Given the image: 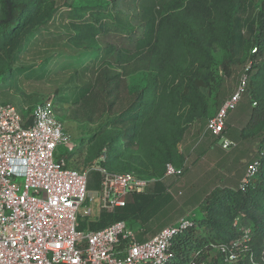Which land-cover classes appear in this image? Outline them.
I'll use <instances>...</instances> for the list:
<instances>
[{
	"label": "trees",
	"instance_id": "16d2710c",
	"mask_svg": "<svg viewBox=\"0 0 264 264\" xmlns=\"http://www.w3.org/2000/svg\"><path fill=\"white\" fill-rule=\"evenodd\" d=\"M63 6H58L55 0H0V103L15 106L23 125L29 127L33 115L26 118L24 107L32 110L52 96L57 104L94 114L98 105L93 99L98 97L107 117L103 126L123 130L106 143L132 147L136 145L141 120L158 100L160 79L179 58H191L196 64L182 96L190 92L197 96L200 89L217 85L213 92L216 114L234 94L226 97L225 74L232 77L239 87L244 86L238 106L244 110L245 126L226 125L224 132L215 136L207 125L216 114L202 118L194 147L197 154H204L210 140H203L209 133L210 138L216 139L220 153L234 152L238 163L232 168L239 170V142L257 141V153L246 164L245 172L250 163L260 159L259 173L245 191L239 187L245 175L241 171L232 173L238 178L233 181L235 188H212L210 181L198 186L191 197L198 210V229L193 228L176 240L172 248L174 258L168 264L187 263L191 255L211 242L230 243L237 239L239 233L233 223L241 214L245 215L242 224L252 226L253 248L259 260L264 250V0L255 13H252L254 0H97L90 5ZM76 10L84 13L78 15ZM56 50H60L58 54H54ZM53 55H63L75 63L74 67L53 72L50 67ZM220 69L224 70V77L214 79ZM140 73H145L143 84L111 117L118 100L114 95L118 82ZM98 86L102 90L94 93ZM77 114L72 116L75 120ZM101 135H93L90 142ZM222 138L234 141L237 146L231 151L224 150ZM109 152L114 156L112 147ZM112 156L108 161L99 158L98 165L113 173H125L110 170L112 160L118 157L111 160ZM168 161L171 159L152 165L163 166L165 174ZM259 177L262 183L255 187ZM88 187L96 190L91 183ZM164 192L163 184L157 182L146 193L132 194L124 207L103 211L90 228L100 230L125 221L134 229L135 223H149L155 217L161 220L167 212L165 204L171 200ZM159 227L161 231L166 226ZM143 236L141 232L140 238ZM213 264H219V260Z\"/></svg>",
	"mask_w": 264,
	"mask_h": 264
},
{
	"label": "built area",
	"instance_id": "2783aa9c",
	"mask_svg": "<svg viewBox=\"0 0 264 264\" xmlns=\"http://www.w3.org/2000/svg\"><path fill=\"white\" fill-rule=\"evenodd\" d=\"M243 91L244 86H240L208 122L207 129L215 136L226 129L227 117L240 103ZM56 107L52 96L34 105L33 124L25 127L15 106L0 103V264L170 263L176 240L198 229L196 210L153 237L140 238V233L125 221L100 230H92L89 225L80 230L81 219L96 222L103 211L124 207L130 195L146 193L163 179L113 173L99 165L77 171L67 168L64 159L56 161L60 146L70 152L76 147L65 134ZM222 139L226 151L237 146L230 139ZM260 167V159L248 165L239 186L242 191L253 183ZM93 171L100 175L96 190L88 187ZM183 174V168L169 163L164 178L177 180ZM243 218L241 214L233 223L239 233L237 239L230 243L211 242L185 264H213L215 260L219 264H264V250L258 260L252 226L242 224Z\"/></svg>",
	"mask_w": 264,
	"mask_h": 264
},
{
	"label": "rangeland",
	"instance_id": "374dc122",
	"mask_svg": "<svg viewBox=\"0 0 264 264\" xmlns=\"http://www.w3.org/2000/svg\"><path fill=\"white\" fill-rule=\"evenodd\" d=\"M261 1L254 0L255 6L252 9V13L256 12ZM96 2L97 0H55L58 6H71V8L77 5L84 6ZM63 10L65 11L66 9L63 8ZM82 13L84 12L78 11L77 14L81 15ZM66 22H68V17ZM58 51L60 50H56L54 54H58ZM218 53L222 55L220 51ZM51 58L50 67L53 72L59 71L60 68H73L75 65L73 61L67 60L63 55H57L56 57L53 55ZM29 61H32V59L30 58ZM249 62L250 60L248 59L247 64ZM195 68L196 64L192 63L191 58L186 59V57H181L176 64L165 71L160 79L158 100L151 111L141 120L135 139L136 145L132 147L120 146L118 144L111 146L109 143H106L114 139L115 134L118 133L117 131L123 133V130L120 127L116 130L115 126L109 129L103 126L107 117L102 112L101 106L103 101H100L98 97L93 99L98 105L95 108L94 114H86V112L84 113L79 108L60 104H57L56 107L57 116L63 123L65 134L76 146L71 151L73 155L70 153L71 157H69L68 149L60 146L55 154L56 161L64 159L70 168H74L77 171H86L97 167L99 158L105 157L108 161L112 156V153L109 152L110 147H112L115 152L111 160L116 155L118 157L112 160V165L109 167L110 170L114 168L125 173H136L144 179H163L160 182L165 188L163 195L167 194L171 197V200L165 204L167 212L164 218L158 220V217H155L149 223L143 224L142 222H138L132 225L135 231L138 233L143 232L147 237L155 236L159 232V226L162 228L171 225L190 211H198L195 208L196 206L191 203V197L198 186L210 181L208 184H212V188L216 186L220 189L224 187L235 188L233 181L236 182L238 178L237 176H233L232 173L234 171H237V173L238 171L245 172L246 164L257 153V141H240L238 144V158H240L238 169H240H234L232 168L234 167L233 165L238 163L237 156H234V152L220 153L216 139L210 138V134L208 133L203 140L205 142L209 138L208 150L204 154H197L194 145L196 135L202 126L201 119L205 117L206 119L211 118L216 114L213 92L214 87H217V85L213 84L211 88L200 89L197 96H193L190 92L183 97L182 95L188 86V80ZM237 72L234 71L235 74ZM224 73V70L220 69L217 73L218 76L214 74V79L219 80L220 77H224ZM143 75L145 73L131 75L122 78L118 82L119 84L114 94L118 96V100L114 104L111 117L117 113L121 103L130 97L136 88H140L145 79ZM234 80L225 74L226 97L238 90L239 86L236 84V80ZM100 90L102 88L98 86L94 93H98ZM27 91L29 92L30 90L28 89ZM240 106H237L238 109L236 108L228 115L226 121L228 127L243 128L245 126L247 120L244 110H240ZM74 113H78V120L72 117ZM23 115L26 118L30 117L32 110H24ZM89 115L91 116L88 117ZM100 133H103V135L90 142V137L95 134L100 135ZM168 158L171 161L166 162V164L173 163L177 167L184 169V174L180 179L164 178L163 166L159 168L152 165L153 163L161 164ZM99 182V173L97 174L95 171L91 172L89 175L91 187L99 188ZM261 183L262 179L259 177L257 183H255V187H259ZM180 192L182 193L181 195ZM88 220L87 218L85 221L81 219L80 226L85 228L95 223L88 222Z\"/></svg>",
	"mask_w": 264,
	"mask_h": 264
},
{
	"label": "crops",
	"instance_id": "0c3cea01",
	"mask_svg": "<svg viewBox=\"0 0 264 264\" xmlns=\"http://www.w3.org/2000/svg\"><path fill=\"white\" fill-rule=\"evenodd\" d=\"M65 106H68V105H65ZM69 151V150H68ZM70 152V151H69ZM94 190V189H93Z\"/></svg>",
	"mask_w": 264,
	"mask_h": 264
}]
</instances>
